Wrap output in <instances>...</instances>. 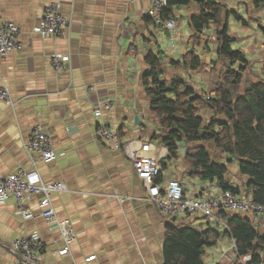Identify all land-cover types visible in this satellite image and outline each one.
<instances>
[{
    "label": "crops",
    "instance_id": "1",
    "mask_svg": "<svg viewBox=\"0 0 264 264\" xmlns=\"http://www.w3.org/2000/svg\"><path fill=\"white\" fill-rule=\"evenodd\" d=\"M50 2H56L60 11L71 17L69 35L42 37L35 31L43 6ZM251 2L227 0L245 22L243 14L248 16L255 9ZM150 8L151 0H0V22H16L23 44L20 52L0 56V86L8 88L12 101L0 102V174L19 166L32 172L23 144L33 126L45 127L52 134L57 158L40 161L35 168L46 183L64 182L66 189L53 192L50 200L57 217L67 220L75 235L69 253L58 254L64 245L59 230L49 229L42 217L23 220L10 198L0 203V264H13L9 246L25 229L37 230L44 241L41 264H163L166 224L211 227L212 221L199 214L163 215L147 199L144 184L125 154L94 134L93 109L111 97L114 104L104 111L103 118L114 127L119 140L143 137L150 142L151 133L143 126L149 124L142 88V75L149 69L146 54L161 51L165 59H181L193 33L189 20L199 14L194 1L174 7L171 39V32L149 17ZM262 10L264 20V7ZM241 38H237L239 46L244 43ZM256 48L260 51L262 44ZM53 52L70 54L67 69H52ZM183 74L198 90H205L199 72ZM135 116L139 124H135ZM118 128H122L121 134ZM150 143L153 155L166 161L167 149ZM223 156V161L229 157ZM227 168L230 184L242 191L248 177L239 173L236 164L227 163ZM187 172L181 157L169 161L164 170V174L178 177L186 194L215 192V181L190 178ZM117 195L124 196L122 201ZM42 197L31 195L25 207L37 213ZM221 224L223 230L225 224ZM90 255L95 258L85 261ZM235 258L229 236L207 247L203 255L204 264H230Z\"/></svg>",
    "mask_w": 264,
    "mask_h": 264
},
{
    "label": "trees",
    "instance_id": "2",
    "mask_svg": "<svg viewBox=\"0 0 264 264\" xmlns=\"http://www.w3.org/2000/svg\"><path fill=\"white\" fill-rule=\"evenodd\" d=\"M192 1L199 14L189 20L193 33L181 59H165L161 51H149L145 57L149 69L142 75V88L148 101L147 121L153 125L150 142L169 153L166 161L160 160L163 171L169 161L181 157L188 177L215 181L222 189L244 192L264 204V67L261 74L254 72L245 52L233 48L237 38L229 34V18L246 22L227 0H167L163 18H172L174 7ZM251 3L256 9L264 7V0ZM207 53L215 59L206 60ZM204 67L214 85L198 90L183 72ZM202 109L211 115L203 117ZM117 130L122 133V128ZM210 146L223 154H213ZM223 155L229 156L225 162ZM227 163L236 164L239 173L248 177L242 191L227 179ZM161 180L159 174L156 181ZM217 214L225 224L221 231L166 224L163 264H204L205 249L225 236L234 240L236 248V261L230 264H242L245 255H250L246 264H264V213L221 210Z\"/></svg>",
    "mask_w": 264,
    "mask_h": 264
},
{
    "label": "built area",
    "instance_id": "3",
    "mask_svg": "<svg viewBox=\"0 0 264 264\" xmlns=\"http://www.w3.org/2000/svg\"><path fill=\"white\" fill-rule=\"evenodd\" d=\"M166 7L167 0H151L148 15L155 24L169 30L171 32L169 38L172 39L175 21L172 18H163V10ZM71 28V17L63 14L56 2H50L43 6L35 31L42 37L67 36ZM21 33L20 26L13 20L6 19L0 22V56L4 57L23 49ZM70 59L68 52H53L50 56L51 67L56 72L65 70L70 64ZM0 102L12 104L10 92L6 86H0ZM113 104V98L108 97L93 109L94 134L99 140L106 142L111 149L121 150L125 154L132 163L136 175L144 184L147 199L154 203L163 215L185 217L199 214L214 219L217 223H224L217 214L221 210L233 213H264V204L256 202L244 192L234 193L228 189H222L217 183L214 186L215 192L211 194L203 196L186 194L176 175L164 174L160 159L153 155L152 144L146 138L119 140L114 127L103 118L104 111L111 109ZM51 138L52 134L42 125L37 124L31 128L23 147L34 168L33 173L29 171V168L19 166L14 171L0 174V203L13 198L17 206L16 212L23 220L42 217L49 229H58L64 245L57 253L64 255L69 253V245L75 235L69 222L57 217L50 196L53 192L65 190L66 186L63 181L44 182L35 168L40 161L51 162L57 158ZM159 174H162V180L157 182L156 178ZM37 194H42L43 197L39 200L40 210L33 213L25 207V203L31 195ZM115 197L119 201L124 198L122 195ZM232 248L236 250L233 239ZM9 250L15 258L13 264H41L45 244L37 230L25 229L12 240ZM94 258L95 255H90L85 258V261ZM249 260L250 255H245L241 258V263L246 264Z\"/></svg>",
    "mask_w": 264,
    "mask_h": 264
},
{
    "label": "rangeland",
    "instance_id": "4",
    "mask_svg": "<svg viewBox=\"0 0 264 264\" xmlns=\"http://www.w3.org/2000/svg\"><path fill=\"white\" fill-rule=\"evenodd\" d=\"M243 9L246 8V6H242ZM246 13V12H245ZM243 14V18L248 22L247 24H242L241 21L235 20L234 18H229V34L235 38H241L243 39L244 43L239 46L238 43L240 41L237 39L233 43V48L241 49L245 52L246 58L251 64V69L254 72H257L258 74H261V69L264 67V20L261 19V14H263L262 8H255L252 12H249L248 16ZM190 16V15H189ZM247 16V17H246ZM256 41V42H254ZM262 44V48L260 51H256V46H260ZM208 54V53H207ZM213 57L214 54H208L204 55L205 59L208 60L209 57ZM171 71L173 69L170 67ZM200 76L202 77V80L204 81L202 84L203 89L207 90L211 87H213L214 82L211 80V74L207 67L201 68L198 70ZM200 77V78H201ZM201 88V87H200ZM201 115L203 117L210 116L211 113L208 109H202ZM149 124H146L147 127L146 132L152 133V122H147ZM211 151H213V154L222 155V151L219 148H215L213 146H210ZM211 220V227L213 229H216L217 231H221L223 228V224H219L216 222V220L211 218H206Z\"/></svg>",
    "mask_w": 264,
    "mask_h": 264
},
{
    "label": "water",
    "instance_id": "5",
    "mask_svg": "<svg viewBox=\"0 0 264 264\" xmlns=\"http://www.w3.org/2000/svg\"><path fill=\"white\" fill-rule=\"evenodd\" d=\"M135 124H139V117L135 116ZM234 261H236V258L234 259Z\"/></svg>",
    "mask_w": 264,
    "mask_h": 264
}]
</instances>
